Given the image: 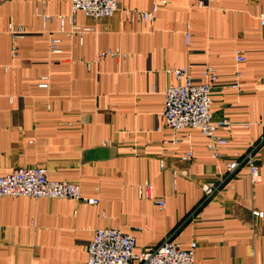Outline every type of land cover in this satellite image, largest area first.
<instances>
[{
	"label": "crops",
	"instance_id": "1",
	"mask_svg": "<svg viewBox=\"0 0 264 264\" xmlns=\"http://www.w3.org/2000/svg\"><path fill=\"white\" fill-rule=\"evenodd\" d=\"M156 1L120 5L147 10ZM166 1L143 22L120 10L91 18L72 12L70 0H0V175L42 166L97 200L1 197L0 264H86L103 227L131 233L137 251L170 234L185 249L195 242L193 264H264V218L252 215L264 212V144L258 181L247 166L224 179L226 163L264 134V0ZM9 24L25 32L14 51ZM50 37L60 39L59 53L49 51ZM107 50L120 54L96 59ZM182 65L195 81L205 65L217 75L211 111L231 123L217 130L227 140L218 159L197 129L162 144L174 137L160 120L162 92L176 83L167 70ZM144 181L163 210L139 197ZM209 183L216 191L204 200Z\"/></svg>",
	"mask_w": 264,
	"mask_h": 264
},
{
	"label": "built area",
	"instance_id": "2",
	"mask_svg": "<svg viewBox=\"0 0 264 264\" xmlns=\"http://www.w3.org/2000/svg\"><path fill=\"white\" fill-rule=\"evenodd\" d=\"M215 0H198L197 6L202 7ZM166 0L153 2L147 10L124 8L120 0H70L72 12L81 10L88 17L101 19L112 16L117 11H122L128 21L148 22L154 18L155 12ZM51 16L44 15L43 23H47ZM264 22V19H262ZM188 28V25H187ZM13 40V51L16 48V40L25 32L22 27L15 28L12 24L7 27ZM90 28H83L81 33ZM185 42L188 44L191 33L185 31ZM60 39L50 37L48 49L51 53H59ZM118 50L99 52L96 59L106 55H119ZM237 61H243L244 57L236 54ZM176 80L175 84L166 86L162 92L164 97L163 109L160 113L161 125L170 129L174 137L170 140H162L163 145H177L180 140L176 136L183 129H197L206 138V148L211 157L220 158L219 149L226 144V138L217 134L220 128H228L231 123L225 119H215L212 108V87L217 79L215 70L210 65H205L201 71L203 81H195L190 76L186 65L167 70ZM240 74L237 73V76ZM39 84L46 87V77ZM239 81L231 86L238 87ZM247 127V124L245 125ZM264 144L262 134L239 158L226 163L224 179L232 177L240 166L249 169L250 182L259 180V167L256 153ZM192 153L186 152L182 159L190 160ZM160 167L164 169V162L160 160ZM174 173V172H173ZM174 182V180H173ZM138 195L141 198L151 199L158 209L165 208V200L153 196V186L149 181L138 185ZM204 200L209 199L216 188L211 184L202 187ZM4 196H30L34 198H71L87 203H96L95 198H87L81 195L80 186L77 182L53 179L48 176L46 168L42 166L19 167L9 173L0 175V198ZM253 216L264 218V212L252 211ZM172 234L166 236L159 244L144 250H136V238L131 233L115 227L96 228L89 241L86 252V264H193L196 243L191 242L189 248H182L172 238Z\"/></svg>",
	"mask_w": 264,
	"mask_h": 264
}]
</instances>
